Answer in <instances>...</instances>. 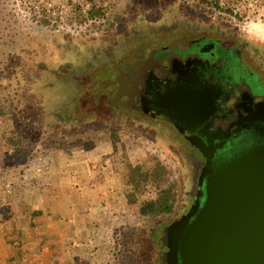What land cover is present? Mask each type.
<instances>
[{
    "label": "rangeland",
    "instance_id": "obj_1",
    "mask_svg": "<svg viewBox=\"0 0 264 264\" xmlns=\"http://www.w3.org/2000/svg\"><path fill=\"white\" fill-rule=\"evenodd\" d=\"M94 2L110 11L108 18L54 27L38 22L25 0H0V179L7 178L4 182L11 183L13 192L16 183L26 186L31 174L45 177V187L39 189L68 193L70 204L82 208L78 220L92 227L94 239L102 240V251L109 250L120 264H157V256L151 255L152 239L168 217H143L138 206L127 202L123 178L138 164L150 168L159 158L171 168L169 181L176 184L179 195L184 183L180 182V165L173 151L137 129L67 125L58 117L59 88L52 81L63 67L81 63L91 48L108 43L133 23L171 12L197 19L204 16L264 44L260 38L264 36V0ZM73 3L86 9L92 2L39 0L34 9L39 12L44 5L64 17L71 13ZM14 131L18 138L12 135ZM13 137L24 145L9 157L8 146L15 145ZM75 143L80 147H74ZM9 167L13 168L12 177H8ZM154 194V188L147 192ZM86 206L87 214L83 211Z\"/></svg>",
    "mask_w": 264,
    "mask_h": 264
},
{
    "label": "flooded vegetation",
    "instance_id": "obj_2",
    "mask_svg": "<svg viewBox=\"0 0 264 264\" xmlns=\"http://www.w3.org/2000/svg\"><path fill=\"white\" fill-rule=\"evenodd\" d=\"M54 79L67 125L137 129L173 151L184 184L152 239L157 264H168L164 230L191 220L204 202L208 155L216 167L264 144V44L204 16L171 12L133 23Z\"/></svg>",
    "mask_w": 264,
    "mask_h": 264
},
{
    "label": "water",
    "instance_id": "obj_3",
    "mask_svg": "<svg viewBox=\"0 0 264 264\" xmlns=\"http://www.w3.org/2000/svg\"><path fill=\"white\" fill-rule=\"evenodd\" d=\"M204 202L164 230L168 264H264V144H252L213 167Z\"/></svg>",
    "mask_w": 264,
    "mask_h": 264
},
{
    "label": "crops",
    "instance_id": "obj_4",
    "mask_svg": "<svg viewBox=\"0 0 264 264\" xmlns=\"http://www.w3.org/2000/svg\"><path fill=\"white\" fill-rule=\"evenodd\" d=\"M35 178L31 174L26 183L31 189L16 183L13 192L6 188L7 178L0 179V264H120L99 248L102 240L94 239L92 227L78 220L81 206L70 204L66 192L39 189L47 179Z\"/></svg>",
    "mask_w": 264,
    "mask_h": 264
},
{
    "label": "trees",
    "instance_id": "obj_5",
    "mask_svg": "<svg viewBox=\"0 0 264 264\" xmlns=\"http://www.w3.org/2000/svg\"><path fill=\"white\" fill-rule=\"evenodd\" d=\"M38 1L25 0L26 8H31L34 18L42 25H52L54 27L62 23L75 26L84 24L88 20L95 21L108 18L110 12L105 6H98L94 0H90L92 3L89 8L84 9L80 4L73 3L71 13L62 17L59 12L53 14L55 11L54 8L48 11V7L44 5H40L41 9L39 12L36 11L34 4ZM12 135L18 138L16 131ZM15 138L12 139V142L14 141L13 144H15L14 147L11 148L8 146L9 157L21 151L20 145L22 141L20 139L16 141ZM80 143H75L74 147H80L78 146ZM171 173V168L159 158H156L155 164L150 168L145 169L142 164H138L134 172L126 174L123 178V183L127 188V202L131 205L138 206V210L143 217L154 218L171 214L174 210L178 194L176 184L169 181ZM152 188L155 189V194L147 195V192L152 191Z\"/></svg>",
    "mask_w": 264,
    "mask_h": 264
},
{
    "label": "built area",
    "instance_id": "obj_6",
    "mask_svg": "<svg viewBox=\"0 0 264 264\" xmlns=\"http://www.w3.org/2000/svg\"><path fill=\"white\" fill-rule=\"evenodd\" d=\"M6 188L8 191H11V183L10 182L6 183Z\"/></svg>",
    "mask_w": 264,
    "mask_h": 264
},
{
    "label": "clouds",
    "instance_id": "obj_7",
    "mask_svg": "<svg viewBox=\"0 0 264 264\" xmlns=\"http://www.w3.org/2000/svg\"><path fill=\"white\" fill-rule=\"evenodd\" d=\"M260 38H261V39H264V36H261Z\"/></svg>",
    "mask_w": 264,
    "mask_h": 264
}]
</instances>
